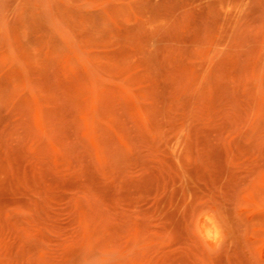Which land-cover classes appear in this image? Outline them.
Listing matches in <instances>:
<instances>
[{
  "label": "rangeland",
  "instance_id": "1",
  "mask_svg": "<svg viewBox=\"0 0 264 264\" xmlns=\"http://www.w3.org/2000/svg\"><path fill=\"white\" fill-rule=\"evenodd\" d=\"M0 264H264V0H0Z\"/></svg>",
  "mask_w": 264,
  "mask_h": 264
}]
</instances>
